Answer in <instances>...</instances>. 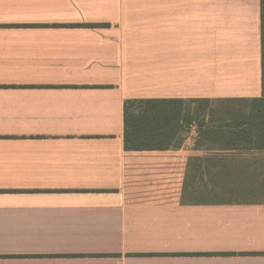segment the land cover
Listing matches in <instances>:
<instances>
[{
    "label": "crops",
    "instance_id": "obj_1",
    "mask_svg": "<svg viewBox=\"0 0 264 264\" xmlns=\"http://www.w3.org/2000/svg\"><path fill=\"white\" fill-rule=\"evenodd\" d=\"M259 96L260 0H0V264H264V148L209 109Z\"/></svg>",
    "mask_w": 264,
    "mask_h": 264
},
{
    "label": "trees",
    "instance_id": "obj_2",
    "mask_svg": "<svg viewBox=\"0 0 264 264\" xmlns=\"http://www.w3.org/2000/svg\"><path fill=\"white\" fill-rule=\"evenodd\" d=\"M260 62L261 96L225 99L226 105L209 108L212 111L220 110L228 116V118L223 119L227 127L221 132L222 139L227 144H253L264 148V0H260ZM146 103L147 109H143L139 113L125 112V142L127 147H138L143 143L146 144V142L161 140L163 136L171 133L170 129L173 128L174 118L162 117L156 111L157 105L166 102L150 99ZM171 110V107L167 105H160L159 107V111L164 116H169L170 114H166V112L170 113Z\"/></svg>",
    "mask_w": 264,
    "mask_h": 264
},
{
    "label": "water",
    "instance_id": "obj_3",
    "mask_svg": "<svg viewBox=\"0 0 264 264\" xmlns=\"http://www.w3.org/2000/svg\"><path fill=\"white\" fill-rule=\"evenodd\" d=\"M189 125V122H185V126H188Z\"/></svg>",
    "mask_w": 264,
    "mask_h": 264
}]
</instances>
